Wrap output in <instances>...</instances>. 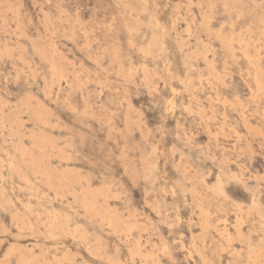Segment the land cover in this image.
<instances>
[{
  "label": "rangeland",
  "instance_id": "obj_1",
  "mask_svg": "<svg viewBox=\"0 0 264 264\" xmlns=\"http://www.w3.org/2000/svg\"><path fill=\"white\" fill-rule=\"evenodd\" d=\"M0 264H264V0H0Z\"/></svg>",
  "mask_w": 264,
  "mask_h": 264
}]
</instances>
